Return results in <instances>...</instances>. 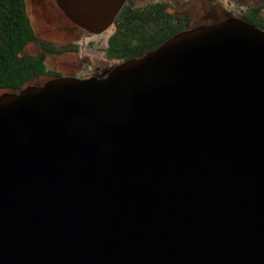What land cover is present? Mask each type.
<instances>
[{
    "label": "water",
    "instance_id": "obj_1",
    "mask_svg": "<svg viewBox=\"0 0 264 264\" xmlns=\"http://www.w3.org/2000/svg\"><path fill=\"white\" fill-rule=\"evenodd\" d=\"M127 0H57L102 34ZM0 98V264H264V30L229 18L106 77Z\"/></svg>",
    "mask_w": 264,
    "mask_h": 264
},
{
    "label": "trees",
    "instance_id": "obj_2",
    "mask_svg": "<svg viewBox=\"0 0 264 264\" xmlns=\"http://www.w3.org/2000/svg\"><path fill=\"white\" fill-rule=\"evenodd\" d=\"M168 7L160 3L138 7L135 0L124 5L113 23L108 46L99 50L102 57L112 63L111 70L142 58L182 32L198 28L192 26L191 17L171 13ZM261 9L248 7L239 17L229 18L242 19L264 30ZM29 44L37 46L40 53H26ZM69 51H77L76 46H58L36 35L24 0H0V91L19 94L42 76H49V81L62 78L47 67V56Z\"/></svg>",
    "mask_w": 264,
    "mask_h": 264
},
{
    "label": "rangeland",
    "instance_id": "obj_3",
    "mask_svg": "<svg viewBox=\"0 0 264 264\" xmlns=\"http://www.w3.org/2000/svg\"><path fill=\"white\" fill-rule=\"evenodd\" d=\"M24 3L31 26L41 40L58 46L74 45L78 51V53L48 56L46 64L51 71L62 78H76L74 77L76 74L82 79L85 75L84 64L87 62L99 69L97 77L103 78V75L106 77L112 68V63L106 61L99 50L108 46L113 25L102 34H91L78 28L74 23L68 24L63 19V16L67 19L64 12L60 9L61 15L50 0H24ZM135 3L138 7L158 3L168 5L169 12L191 17L193 27L212 25L232 16L239 17L248 7L262 8L260 11L264 17V0H135ZM25 52L36 55L40 50L37 46L29 44ZM49 80V76H43L29 83L28 87L43 86ZM4 95L11 94L0 91V98Z\"/></svg>",
    "mask_w": 264,
    "mask_h": 264
},
{
    "label": "flooded vegetation",
    "instance_id": "obj_4",
    "mask_svg": "<svg viewBox=\"0 0 264 264\" xmlns=\"http://www.w3.org/2000/svg\"><path fill=\"white\" fill-rule=\"evenodd\" d=\"M50 1H52V3H53V5L55 6V9L56 10H59V12L61 13V11H60V8H59V6H58V4H57V0H50ZM127 3V2H126ZM125 3V4H126ZM124 7V6H123ZM122 7V8H123ZM59 13V14H60ZM119 14V13H118ZM61 15H62V13H61ZM118 16V15H117ZM116 16V17H117ZM63 19L68 23V24H71V25H73V22L72 21H70V19H66L64 16H63ZM116 19V18H115ZM115 21V20H114ZM78 28H80V27H78ZM60 46H62V47H65V45H60ZM66 46H68V45H66ZM70 52H73V53H78V51H69V52H65V53H63V54H66V53H70ZM63 54H61V55H63ZM48 56H58V55H48ZM47 56V57H48ZM84 65H86L85 67H84V69H83V73L85 74V75H83V78H86V77H93V76H97L96 74H97V70H99L97 67H95V66H92L93 64L92 63H87V62H85V64ZM88 73V74H87ZM43 77V76H42ZM74 77H76V78H79V76L78 75H74ZM82 78V79H83ZM38 79H40V78H38ZM37 80V79H36Z\"/></svg>",
    "mask_w": 264,
    "mask_h": 264
}]
</instances>
